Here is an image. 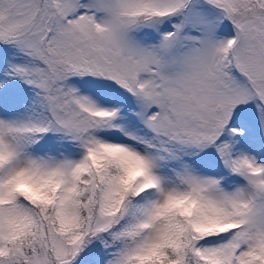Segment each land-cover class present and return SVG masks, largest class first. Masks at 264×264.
Listing matches in <instances>:
<instances>
[{
  "label": "snow or ice",
  "instance_id": "6c2138e0",
  "mask_svg": "<svg viewBox=\"0 0 264 264\" xmlns=\"http://www.w3.org/2000/svg\"><path fill=\"white\" fill-rule=\"evenodd\" d=\"M0 264H264V0H0Z\"/></svg>",
  "mask_w": 264,
  "mask_h": 264
}]
</instances>
